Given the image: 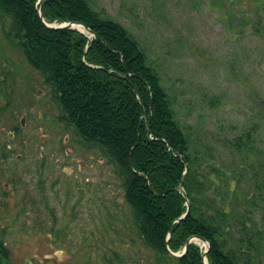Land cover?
<instances>
[{"label": "rangeland", "instance_id": "obj_1", "mask_svg": "<svg viewBox=\"0 0 264 264\" xmlns=\"http://www.w3.org/2000/svg\"><path fill=\"white\" fill-rule=\"evenodd\" d=\"M89 1L146 50L195 146L227 159L226 141L264 109V0ZM2 28L0 18V228L14 262L158 264L135 235L113 164L58 121L49 85Z\"/></svg>", "mask_w": 264, "mask_h": 264}, {"label": "trees", "instance_id": "obj_2", "mask_svg": "<svg viewBox=\"0 0 264 264\" xmlns=\"http://www.w3.org/2000/svg\"><path fill=\"white\" fill-rule=\"evenodd\" d=\"M39 3L0 0L2 37L49 85L58 121L113 164L131 226L157 263L204 264L197 243L180 257L167 250L198 235L209 241L208 264H264V109L226 141L227 159L211 160V146H195L157 68L123 23L89 0H41V16ZM44 21H78L94 34ZM251 27L262 33L260 22ZM0 264H16L1 228Z\"/></svg>", "mask_w": 264, "mask_h": 264}, {"label": "water", "instance_id": "obj_3", "mask_svg": "<svg viewBox=\"0 0 264 264\" xmlns=\"http://www.w3.org/2000/svg\"><path fill=\"white\" fill-rule=\"evenodd\" d=\"M40 1H41V0H40ZM38 13H39V15L41 16V14H42V3L39 4ZM44 23H45V25H47L48 27H52V28H57V27H71V28H76V29H78V30H80V31L87 30V31L91 32V34H94L93 31L90 30L88 26H86L85 24H83V23H81V22H78V21H64V22H61V23H59V24L48 23V22H45V21H44ZM75 23L80 24V25L82 26V28H79L78 26H76ZM185 215H186V211H185L181 216H179L176 220L179 221V220H180L181 218H183ZM169 233H170V231H169ZM194 238H198L199 240L205 242L206 246H205V248L203 249L202 256H203V263H204V264H208L207 261H206V256H205V254H206L207 250L209 249V241L206 240L205 238H203L202 236L193 235V236H191V237H189V238H187V239L185 240V242H184V246H183V248H182L181 251L176 252V251H173V250H171V249L168 248V249H167V250H168V253H169L171 256H173V257H180V256H182V255L186 252L187 247H188V244H189L190 242H196V241L194 240ZM196 243H197V242H196Z\"/></svg>", "mask_w": 264, "mask_h": 264}, {"label": "bare ground", "instance_id": "obj_4", "mask_svg": "<svg viewBox=\"0 0 264 264\" xmlns=\"http://www.w3.org/2000/svg\"><path fill=\"white\" fill-rule=\"evenodd\" d=\"M75 25L78 26L79 28H82V26L80 24L75 23Z\"/></svg>", "mask_w": 264, "mask_h": 264}]
</instances>
